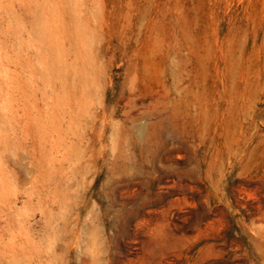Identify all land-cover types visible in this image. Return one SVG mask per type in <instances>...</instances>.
<instances>
[{"label":"rangeland","instance_id":"374dc122","mask_svg":"<svg viewBox=\"0 0 264 264\" xmlns=\"http://www.w3.org/2000/svg\"><path fill=\"white\" fill-rule=\"evenodd\" d=\"M0 264H264V0H0Z\"/></svg>","mask_w":264,"mask_h":264}]
</instances>
